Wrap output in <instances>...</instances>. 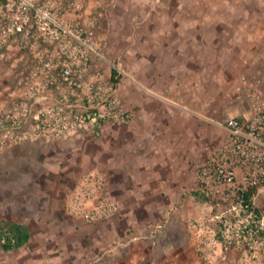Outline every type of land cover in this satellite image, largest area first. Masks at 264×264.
Here are the masks:
<instances>
[{
    "label": "rangeland",
    "instance_id": "rangeland-1",
    "mask_svg": "<svg viewBox=\"0 0 264 264\" xmlns=\"http://www.w3.org/2000/svg\"><path fill=\"white\" fill-rule=\"evenodd\" d=\"M91 1L105 10L99 33L107 58L122 63L127 105L166 99L201 123L202 139L188 141L184 191L191 197L172 205L168 219L165 205L133 204L129 215L122 204L114 217L89 223L69 214L64 200L73 179L99 170L100 137L12 144L0 153V220L26 216L30 238L15 250L0 246V264H180L178 250L188 253V264H229V249L209 263L195 255L186 225L195 207L199 217L206 209L191 174L202 159L197 149L224 140L216 122L244 109L228 96L233 84L264 70V0ZM11 85L0 60V106Z\"/></svg>",
    "mask_w": 264,
    "mask_h": 264
},
{
    "label": "built area",
    "instance_id": "built-area-1",
    "mask_svg": "<svg viewBox=\"0 0 264 264\" xmlns=\"http://www.w3.org/2000/svg\"><path fill=\"white\" fill-rule=\"evenodd\" d=\"M104 15L91 0H0V60L12 75L0 106V150L23 141L97 139L107 124L131 121L122 63L107 58L99 33ZM228 96L244 109L216 122L225 130L219 145L197 149L195 191L207 210L191 215L186 230L203 262L231 248L244 254L241 264H264V70L241 74ZM64 207L93 224L123 209L97 169L72 182Z\"/></svg>",
    "mask_w": 264,
    "mask_h": 264
},
{
    "label": "crops",
    "instance_id": "crops-1",
    "mask_svg": "<svg viewBox=\"0 0 264 264\" xmlns=\"http://www.w3.org/2000/svg\"><path fill=\"white\" fill-rule=\"evenodd\" d=\"M147 91L155 95L151 89L147 88ZM159 102L135 99L131 103L132 118L128 124L109 123L105 126L98 143L101 147L98 168L107 181L108 191L126 206L129 215H134L130 205L160 204L165 205V219H168L174 208L172 205L191 197L184 191L188 179L184 173L190 160L187 156L192 146L188 141L202 139V127L184 110L171 109L170 100ZM12 146L5 147L0 153L9 151ZM191 175L196 178V167ZM76 179L71 181L68 189ZM201 199L206 209L204 199ZM258 205L264 210V192L259 196ZM197 208L192 214L194 217H199ZM25 219L26 216L19 215V218L2 220L28 226ZM228 252L229 264L242 263L244 254L241 251L229 248ZM187 254L185 250H178L175 257L177 260L180 257V264H188Z\"/></svg>",
    "mask_w": 264,
    "mask_h": 264
},
{
    "label": "trees",
    "instance_id": "trees-1",
    "mask_svg": "<svg viewBox=\"0 0 264 264\" xmlns=\"http://www.w3.org/2000/svg\"><path fill=\"white\" fill-rule=\"evenodd\" d=\"M200 196L204 199L202 195ZM29 238L30 232L27 225L12 220H0V246L4 251L22 247Z\"/></svg>",
    "mask_w": 264,
    "mask_h": 264
}]
</instances>
